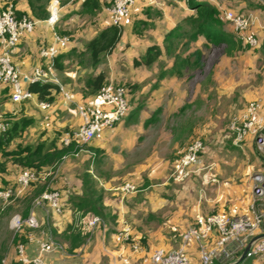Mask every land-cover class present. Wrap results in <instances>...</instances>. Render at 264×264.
Here are the masks:
<instances>
[{
  "label": "crops",
  "instance_id": "0c3cea01",
  "mask_svg": "<svg viewBox=\"0 0 264 264\" xmlns=\"http://www.w3.org/2000/svg\"><path fill=\"white\" fill-rule=\"evenodd\" d=\"M4 1L5 0H0V11L4 7ZM86 1L87 0H72L66 5H61L58 0H51L48 5L50 15V6L53 4L56 6L57 15L59 17L58 21L52 25L48 22L49 18L46 20H39L32 15L28 0H16L15 7L17 12L32 18L36 22L35 30L23 38L21 44L13 53V61L22 72L30 73L37 67H44L45 60L40 55V47L49 44L53 39L54 33L66 35L65 32H69L72 27H78L75 28L76 31L82 33L78 34L79 36L77 40H75L76 42L70 41L69 46L66 48L65 52H63L65 55L73 49L77 51L85 50L87 43L104 27L110 25L109 21L103 20L100 22V29H96L95 32H91L92 29L88 31L87 29L79 27L88 22L86 17L94 18L100 16V13L104 14L106 11L105 7L110 4V0H99L102 8L101 12L97 15H91L86 12V8L84 7V2ZM207 1L217 4L214 0ZM183 2L182 0H146L140 3L138 7H136V11H133V16H137V19L146 20L151 24L153 23L152 28L144 30L142 35H138L133 29V25L128 24L124 26L122 39L110 54V57L116 53L117 49L124 48V46L131 43L132 47L127 48L123 53L127 54L132 52L133 55L130 59L131 68H138L133 65V59L142 56L150 45H162L165 34L182 18L192 13V10L188 7L186 2ZM240 2H242V0L236 1L237 4H240ZM246 5L250 6L249 2H247ZM224 9L229 8L225 6ZM231 9L237 12L233 8ZM245 10L246 9H244V11H239L245 12ZM157 15H159V17H157ZM84 37L87 38V40L85 41L84 47H80L78 39ZM125 39L127 41H124ZM168 62V67H170L172 65V60ZM65 63H67L66 60ZM102 64L103 62L96 69H90L88 76L99 74L101 70L98 69ZM65 73L66 70H57L56 72L63 87V91L60 90V93L55 95V101L50 103L48 110L40 108L39 104L43 101H40L34 94H32L30 99L21 103H13L9 95V106L11 104L21 106L22 108L24 107V111L28 108V112H32L30 115H28V112H25L22 118H26V122H31L30 125L33 130L34 128L36 129L39 124L48 122V120L52 118L53 113L57 111H62L64 116L67 115L68 103L66 102L68 99L65 97L64 93H68L73 97L71 105L76 108L78 107V109L81 107V104L87 103L92 105L97 99L96 105L101 104L99 97H95L96 95L88 94L82 90L85 80L81 83L78 76L74 79L72 77H66ZM175 78L176 76H170L168 80L163 79L158 87L157 85L154 86L155 91L153 90L154 92L150 93L154 97V100H149L147 102V100L150 99L148 98L140 103L138 97L136 99L137 101L134 102L133 105L131 104V113L126 118L118 122L114 127L107 129L102 137L95 138L89 143L90 146L103 150L102 155L98 158L99 161L95 153L83 150L82 152L88 153L89 155L86 159H81L77 166L73 167V165L68 163L69 161H64V163L60 164L61 166L56 169L59 181L56 180V182H54V190H63L64 180H67L68 183L72 181L73 185L78 186L76 195L82 194L81 175L84 171L90 172L93 178L98 182L99 187L104 189L106 217L102 218L104 225H100L96 228L98 229L96 235L98 236L99 234L110 246L115 245L118 248H110V250H108V254H111L110 258L112 256V262H114V264L117 263L118 259L120 260L119 264H154L148 258V254L145 251L141 250L139 252H134L130 244L135 241L139 242V240L142 242L143 240L153 250L156 248H164L167 250L180 248L182 244V233L195 223L199 215L206 216L217 212H223L225 204L222 199L224 198V200H226V194L225 192L221 194V186L214 189L216 195L212 193V187H210L209 193L211 195H208V191L205 193L203 189L195 188L197 185L196 177L188 179L185 186H179L170 179V174L173 169L170 168L171 165L174 162L176 163L185 152L187 149L186 145L193 135L201 133L207 136V144L204 143L206 145L204 160L213 164L216 173L220 175L219 178L221 176H231L228 178L231 179L234 176L245 175L247 169V160L243 158L239 159L235 155L234 157H232L233 155L227 154L220 155L221 153L236 151L247 159H249L248 153H252L253 156L255 155L254 144L251 137H248L246 144L242 148L233 145L232 141H227L225 144L223 143L220 146L217 145V149L214 150V142L218 144L219 139L217 138L214 140L216 137L214 135H210L211 138H208V135L205 133L206 128L203 127L202 130L197 124L191 125L187 137L178 139V131L180 129L177 123L180 121L178 119L180 110L177 109L178 106H174L172 101H170V106L166 107V104L162 103L165 101V95L162 91L158 90V88L160 90L161 88H165L163 87L165 83H168L170 86L175 84L176 82L173 81L176 80ZM109 79L113 81L112 76L110 77L106 74V82L110 81ZM71 84L73 85L71 86ZM173 89L177 92L176 95L182 94L179 92L181 91L180 87L173 86ZM6 92L10 93L9 88L0 85V106L6 101V99H1ZM163 104L164 108L162 107ZM184 110L185 109H181V112ZM79 116L71 121V115L68 114V118L60 122L58 128L56 127L57 129L41 131L39 134L46 139L44 142L47 141V143L57 137L61 138L63 134L78 128V126L82 124V117L80 114ZM175 131L176 134L174 135ZM12 147L16 146L12 144ZM236 162H238L237 165H234ZM21 170L23 169L12 166V174L7 176L6 179L12 180L15 184ZM157 179H159V182H157ZM245 180L246 179H241L240 181L233 180L232 183L227 184L233 190V198L229 199L231 201L228 210H232V215L234 216L248 214L249 210L247 207H249L254 197L252 190L253 179L251 180L252 183H244L243 181ZM225 182L223 184H226ZM127 183L133 184L136 187V191L125 194L120 188ZM249 185H251V187ZM5 189L6 188L3 190ZM113 191H117V193H113ZM16 199H19V197ZM17 207L19 208V206ZM14 209L16 210V208ZM219 209L221 211H218ZM30 213H33L39 224L46 229L45 241L53 240V231L56 230L58 233L56 237L61 236L66 243L70 244L63 236L67 226L75 220L82 230L85 216L90 212L86 214H76L71 205L68 204L62 214L53 213L51 211L49 215H46L39 207L31 210ZM125 226L129 227L131 230V242L121 245L116 242L115 235ZM168 226L177 227L182 231H180V233H168L164 230V227ZM183 229L185 230L183 231ZM262 232V229H259L256 234L259 235ZM92 233L93 231L89 236L87 234L88 239L89 237L91 238ZM185 249L198 263L196 245H191ZM2 251L5 252L4 246ZM64 253L68 254L67 252ZM75 253L76 254L72 255L77 256L79 254L77 250H75ZM35 254L36 252L27 248L28 257L32 258ZM70 255L71 254H68V256ZM51 257L52 254L47 256V260L50 263L57 264L59 262L57 260L54 261V259L51 260ZM12 259L14 258H10L9 263H7L4 257L3 262L4 264H10Z\"/></svg>",
  "mask_w": 264,
  "mask_h": 264
},
{
  "label": "rangeland",
  "instance_id": "374dc122",
  "mask_svg": "<svg viewBox=\"0 0 264 264\" xmlns=\"http://www.w3.org/2000/svg\"><path fill=\"white\" fill-rule=\"evenodd\" d=\"M8 1L10 0L4 1V6L6 3H8ZM182 1L186 2V0H182ZM236 1L237 0H214V2L220 6L221 17L223 19H224L223 9L225 6H228L229 9L233 8L237 12L239 10L244 11V9H246L245 12L239 11L241 14L244 15V17L248 20L249 23L248 24L249 27L243 30L242 33L246 37H252L253 39L255 38L256 44H251L244 40H241L244 46V50L238 52L234 56H227L224 54L222 47H217L214 45L206 46V41H204L203 38H201L200 41L198 42L199 43L198 45L199 47H201V49L204 52L203 68L199 70L197 67L191 65L189 69L183 71L181 76H176L175 78L176 80H173L176 82L175 84H172L170 86L168 83H165L163 86L165 88H161V90L158 88V90L162 91V93L165 95L164 96L165 101H163L162 103H165L166 107H169L170 101H172V103H174V106H178L177 109L180 110L179 113L180 116L178 117L180 121L179 123H177L180 129L178 131L179 132L178 139L187 137L191 125L197 124V126L202 128V130L203 127L206 128L205 133L206 135H208V138H211L210 135H214L216 136L214 140H216L217 138L219 139L218 144L214 142V150L217 149V145L220 146L223 143L225 144V142L227 141L231 142L232 136L228 131L230 122L235 116L240 114L251 101L256 99L260 100L261 103L263 104V109H264V50H263L264 49V0H242L240 4H237ZM247 2H249L250 6L246 5ZM109 6L110 4L107 7H105L106 8L105 10H107ZM86 20H88V22L79 27L87 29L88 31H90L89 29H92L91 32H95L96 29H100V22H102L103 20L108 21L107 11H105L104 14L100 13V16L98 17L97 16L94 18L86 17ZM130 22L131 19L126 25H128ZM226 22H227L225 26L226 29L229 31H233L237 35V37L241 39L240 36L242 35V33H240L232 23L228 21ZM75 28L72 27L70 28L69 32H65L66 35L65 34H61V35L69 37L73 42L77 40V37L79 36L78 34H82L79 33V31H76ZM78 40L80 47L82 46L84 47L87 38L84 37ZM124 41L127 40L125 39ZM130 47H132L131 43L124 46V48L117 49L116 53L112 57H110V54L106 56L104 58L103 64L100 66L98 70H101V72H105L110 77L112 76V79L116 85L122 86L126 89V91L129 94V98L131 99L130 104L133 105L134 102L137 101L136 99L138 97H139L138 101H140V103L143 100H147L148 98L150 99H148L147 102L149 100H154V97L150 94L155 91L154 86L157 85L158 87L159 84L162 83L163 79L168 80L170 78V75H166L165 77L160 78L161 71L165 67H168L169 59L164 58L163 60H161L155 66L152 67H138L136 69H132L130 62V59L133 55L132 52L127 54L123 53L127 48ZM40 48H42V46ZM89 71L90 69L72 67L66 70L65 75L66 77H70V78L72 77L74 79H76L78 76L82 83L85 80V78L89 75ZM72 85L73 84H71V86ZM173 86L180 87L181 91L179 92H181L182 94L176 95L177 92L174 91ZM9 95L10 93L6 92L1 98L4 100L6 99V101L4 104L0 106V120L4 121V123H8L9 127H11V125L15 121H18L20 126H23L25 124V128L23 129L21 134L12 141L13 146H17V145L23 146L26 144L35 145L37 144V142L44 141L46 139H44V137L41 136L39 132L57 129L58 124L64 121L66 118H68V114L71 115L70 117L71 121H73V119L75 117H78L80 114L78 107L76 108L73 105H71V100L68 99L69 101L67 100L66 102L68 103L66 116L62 114V111H57L53 113L52 118L48 120V122H43L39 124L38 127L36 129L34 128L33 130L30 125L31 122L30 121L26 122V118H22L25 112L27 113L29 109L27 108V110L24 111V107L22 108L21 106H17V105L15 106L12 104L9 106L10 103L8 99ZM95 97L98 96L96 95ZM97 101L98 99L95 100L94 104L92 105L83 103L81 104V107L85 108L87 107V105L89 106L101 105V104L96 105ZM162 107L164 108V104ZM180 108L185 110L181 112ZM28 113H29L28 115H30L32 112H28ZM79 127L80 125L78 126V128ZM78 128H75L72 131H75ZM175 134L176 131L174 132V135ZM206 137L207 136H204L201 133H196L189 140L188 144L186 145V148L189 146L191 142L198 139L203 141L205 144H207L208 139ZM251 138L254 144L255 155L253 156L252 153H248L249 159L245 158V156H242L241 153L231 150L230 153L226 152L220 154V155L223 154L233 155L232 157H234L235 155L239 159L243 158L247 160V164H246L247 169L245 175L234 176L231 179H228L231 176L230 177L221 176L219 178L220 176L219 173L217 174L216 170L213 167L211 174L216 175L218 182L210 183L207 186L204 185L203 180L199 175L191 177V178L196 177L197 185L195 188L196 189L201 188L203 189V191H205V193L208 191V195L210 194L209 193L210 187H212L211 190L212 193L215 194L214 189L219 188L221 186L220 187L221 194L224 192L226 194L225 197L226 200H224V198L222 199L225 204L223 209L224 213L232 215V210H228L229 209L228 206L231 201L229 199L233 198V190L227 184L232 183L233 180L240 181L241 179L242 180L246 179L243 182L249 183L251 182L255 172L257 171L264 172V152L257 147V143L254 141V138L253 137ZM88 155H89L88 153L81 151L77 154L67 156L61 164H63L64 161L66 162L69 161L68 163L73 165L74 167L77 166L78 162L81 159H86ZM206 163L212 164L209 161H207ZM237 163L238 162H236L234 165H237ZM174 165L175 162L171 165L170 168L174 169ZM54 173H55L54 177L52 178V180H50V184H49L50 189H53L54 182H56V180L59 179L57 175V171H54ZM170 179L172 180L171 174H170ZM157 182H159V179H157ZM186 182L177 183V184L179 186H185ZM224 182L226 184H223ZM249 186L251 187V185ZM77 189L78 186L73 185L72 181L68 183L67 180H64V189L63 190L60 189L59 191L62 192L64 197H67L65 209L67 208L68 204H70V200H69L70 197L76 195ZM113 193H117V191H113ZM12 201L10 202V204H8V206L5 205L4 199L0 194V251L3 249L4 246L5 260L7 263H9L10 258L20 259L22 257V254L23 256L28 257L27 248L31 249L33 252H36L39 247V244L45 241L44 237L46 233V229L43 228V226L40 225L39 222L37 227H31L29 224L25 222L21 223L19 226L13 225L12 220L15 216H19L22 219L24 218L22 217V213H21V210L23 209L22 204L18 203V199H16L13 202ZM11 205L13 206L12 207L13 211L11 210L12 211L11 214H8L6 212L8 210V207ZM17 206H19V210ZM33 206L31 210H34L36 207H39L43 210V212H45L46 215H49L51 213L48 205L45 203H43L42 205L36 204V200H35ZM14 207L16 208V210L14 209ZM247 209L249 210V207H247ZM218 211L221 210L219 209ZM27 227H30L31 229L30 228L28 229ZM96 228L97 227L92 229L93 233L91 234V238L90 237L89 239L87 238L85 244L81 248L77 249V252H79L77 256L72 255V254H76L75 252L74 253L69 252L70 244L66 243L63 237L61 236L56 237L55 235H53L54 239L47 241L50 244L52 251H50L46 255V263L52 264L47 260V256L49 254H52V257L50 259L51 260L54 259V261L56 260L59 261L57 264H66V263L67 264H77V263L78 264H109V263L114 264V262H112V256L110 258L111 254L110 255L108 254V250H110V248L112 249L113 248L118 249V248L115 245L110 246L107 242H105L102 239V237L99 234L97 236L96 233L98 229ZM164 230L168 233H173V232L180 233V231H182L177 227H171V226L164 227ZM184 230L185 229H183V231ZM90 233H88V236L90 235ZM139 243L142 247L141 250L145 251L148 255L153 251V249H151L150 246L145 241L142 240V242H140L139 240ZM191 245H195V244H191ZM197 251H198V247H197ZM64 252H67L68 254L71 255L68 256V254ZM10 253H12L13 255ZM256 259H257L256 256L252 258H245V260L241 264H253V262H255ZM119 261L120 260L118 259L117 263L115 264H119ZM194 261L195 264H200L199 255H198V263L196 262V259H194Z\"/></svg>",
  "mask_w": 264,
  "mask_h": 264
},
{
  "label": "built area",
  "instance_id": "2783aa9c",
  "mask_svg": "<svg viewBox=\"0 0 264 264\" xmlns=\"http://www.w3.org/2000/svg\"><path fill=\"white\" fill-rule=\"evenodd\" d=\"M145 0H110V6L106 10L110 24L123 27L126 25L136 7ZM51 15L48 19L50 24H55L59 17L56 6L51 4ZM224 20L232 23L242 33L247 29L248 20L243 14L232 9H223ZM36 28V22L26 16H19L14 3L8 2L0 11V85L9 88L10 98L13 103H21L32 97L28 90L30 83L48 82L54 83L63 91V87L56 74V59L69 46L71 39L59 33H54L49 44L42 46L41 57L45 60L44 67H37L30 73H24L14 63L13 53L21 44L23 38L31 34ZM242 40L256 44V39L246 37L243 33ZM65 97L72 100L68 93ZM101 101L99 106L80 107L82 124L71 132H66L60 139L63 144L75 142L77 145L89 144L93 139L102 137L103 133L118 122L126 118L131 112L129 94L122 86L110 81L106 83L98 93ZM40 108L48 110L50 103L40 102ZM9 129L8 123L0 120V134ZM232 136L233 145L242 148L248 139L253 137L257 147L264 152V109L260 100L251 101L245 109L235 116L228 127ZM254 142V143H255ZM206 145L201 140H194L189 144L185 152L174 165L171 178L176 183H184L193 176L199 175L204 185L217 183L215 174H211L213 164L209 165L204 160ZM56 169L48 168L42 172L32 169H23L17 177L14 188H8L0 192L5 205L17 197H20L28 190L33 182H46L54 177ZM254 198L249 205V213L244 215H231L224 212H217L210 215H199L193 225L182 233V244L180 248L167 250L156 248L148 258L154 264H195L193 257L186 251V247L195 244L198 247L200 264H231L235 262L247 244L257 234V230L264 232V172L257 171L253 176ZM49 186V185H48ZM125 194L136 191V187L127 183L120 188ZM47 204L50 211L62 214L66 206V197L62 192L54 189H47L36 199V204ZM27 223L31 227H37L38 220L33 213L26 219L15 216L12 224L19 226ZM82 231L88 234L93 228L104 225L100 216L88 213L83 221ZM262 232V233H263ZM115 240L121 245L131 242V230L125 226L115 235ZM131 248L139 252L142 247L137 241L132 242ZM52 251L50 244L44 241L39 244L36 254L29 258H20L24 264H47L46 255ZM22 252V249H21ZM256 256L253 264H264V238L256 241L246 258Z\"/></svg>",
  "mask_w": 264,
  "mask_h": 264
},
{
  "label": "trees",
  "instance_id": "16d2710c",
  "mask_svg": "<svg viewBox=\"0 0 264 264\" xmlns=\"http://www.w3.org/2000/svg\"><path fill=\"white\" fill-rule=\"evenodd\" d=\"M50 1L28 0L32 15L39 20L48 19L50 17L48 10ZM58 1L61 5H66L72 0ZM8 2H12L15 5L16 0ZM186 4L192 10V13L182 18L165 34L162 45H150L142 56L134 58L133 65L135 67H152L164 58H167L172 60V65L161 71L160 78L166 75L181 76L183 71L189 69L191 65L201 70L204 61V52L198 45L201 38L206 41V46L214 45L222 47L224 54L227 56H234L244 50L242 39L237 37L233 31L226 29L227 22L221 17L220 6L207 0H186ZM84 7L86 8V12L91 15H97L102 10L99 0H87L84 2ZM17 14L22 16L19 12ZM129 24L133 25V29L138 35H142L144 30L153 26V23L137 19V16H133ZM123 32V27L117 25L110 24L104 27L87 43L85 50L77 51L73 49L68 54L64 55L62 53L56 59V70L65 71L72 67L96 69L103 62L104 58L108 54H111L118 46ZM65 60L67 63H65ZM105 84L106 74L100 72L95 76H88L84 81L82 90L88 94L98 95ZM28 90L30 93L36 95L40 101L48 103L54 102L55 95L60 93L58 85L39 81L30 83ZM23 126H20L18 121H15L6 132L0 134V192L4 188H14L16 185L12 180L6 179L7 176L12 174V166L42 172L48 168L57 169L67 156L77 154L83 150L92 151L96 154L97 159L103 153V150L100 148L92 147L89 144L77 145L75 142L60 144V137L48 143L41 141L35 145L26 144L12 147V141L21 134L25 128V124ZM81 179L82 194L71 196L69 199L74 213L86 214L90 212L101 218H105L104 189L99 187L98 182L88 171L83 172ZM50 180L31 183L28 190L19 197L18 203L23 206L21 213L24 219L30 215L34 201L44 191L50 189L48 186ZM12 207V205L9 206L6 213L11 214ZM27 228L29 229L30 227ZM53 232L55 236L58 235L56 230ZM63 236L70 242L69 252L71 253L82 247L87 240V234L83 233L75 220L67 226ZM4 257L5 253L1 250L0 264H4ZM10 264L24 263L20 259L14 258Z\"/></svg>",
  "mask_w": 264,
  "mask_h": 264
},
{
  "label": "water",
  "instance_id": "95a60500",
  "mask_svg": "<svg viewBox=\"0 0 264 264\" xmlns=\"http://www.w3.org/2000/svg\"><path fill=\"white\" fill-rule=\"evenodd\" d=\"M264 238V232L259 234V235H256L255 237H253L251 239V241L247 244V246L245 247V249L243 250V252L241 253V255L239 256V258L231 263V264H240L247 256V253L249 252V250L251 249V247L253 246V244L260 240V239H263Z\"/></svg>",
  "mask_w": 264,
  "mask_h": 264
}]
</instances>
